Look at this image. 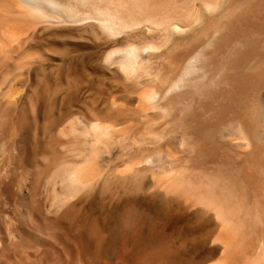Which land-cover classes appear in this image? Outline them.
<instances>
[{
  "label": "bare ground",
  "instance_id": "1",
  "mask_svg": "<svg viewBox=\"0 0 264 264\" xmlns=\"http://www.w3.org/2000/svg\"><path fill=\"white\" fill-rule=\"evenodd\" d=\"M103 70L131 102L59 111ZM134 194L211 221L203 264H264V0H0V264H197L177 211L84 210Z\"/></svg>",
  "mask_w": 264,
  "mask_h": 264
},
{
  "label": "rangeland",
  "instance_id": "2",
  "mask_svg": "<svg viewBox=\"0 0 264 264\" xmlns=\"http://www.w3.org/2000/svg\"><path fill=\"white\" fill-rule=\"evenodd\" d=\"M48 38L53 39L54 37L48 36ZM107 48L108 47L105 46L103 48V51H105L104 49ZM94 59H95V55L93 54V52L88 51L77 54H71L69 57V62L74 67L77 66L82 67L83 65H93ZM47 64H44L42 68H40L39 72L42 74H47L52 81L55 82L60 81L64 69H62L58 63L53 61L52 62L50 61ZM123 85L122 83L116 81V79H114L109 73H107L106 70H103L101 73H99L98 76L96 77L90 76V78L88 77L87 81L83 82V84H80L75 89H73L70 92L71 94L69 95L68 98L69 101L67 100L66 105H63L62 95L58 96L59 98L58 97L56 98V105L59 111L63 110L64 107L66 106L65 108L68 109V112L71 114L72 118L83 116L84 119L87 122H89L96 116L111 112V110L114 109V106L112 105L114 101L120 103L121 102L127 103L132 101L131 94L127 92L126 88ZM136 195L134 194L128 198H120L121 199V200L119 199L120 202L118 201V199L113 200L112 202V201H104L99 197L98 198L94 197L92 199L93 202L92 200H90V202L92 203L87 202L84 204V210L87 208L86 209V212L88 211L87 213L89 214L91 213L93 216L96 215L98 222L101 224L102 227H104V230L106 231H109V229H111L114 226L115 220L129 206H134L139 211L141 212L143 211V213H145L146 215L148 214V218L149 217L150 218L149 219L147 218V220L150 221L147 222L150 224L153 223V221L155 222L156 220H158V219L153 220V217L160 219L162 218L161 217L162 215L163 217H165L167 214L168 215L173 214L176 211L178 213H181V211L179 210L180 205L178 203L175 204L176 202L172 203L171 201L169 202L170 203L169 204L168 202L165 203L158 198L154 199L152 197H147V196L144 197V195L142 194H136ZM159 203H161V205L163 203L164 205L160 206ZM182 215L184 214L181 213L180 217H182ZM193 215H189V216L184 215V218L182 217L183 219L180 218V220L182 221V223H180L181 225L180 228L175 227L173 229L168 230L167 233L169 236L167 235L166 232L165 234L169 239H174L175 242L185 241L184 245L186 244V246L183 245L180 251L181 255L182 253H184L183 254L184 256L182 255L183 258L189 260L192 259L191 261L194 260L197 264L216 261L219 258V251L213 249L212 245L209 243V241L211 240L210 237L214 235L215 228H213L214 227L213 224H211V221L208 220L207 218L205 219V217H202L199 214H197L199 216H195V214ZM198 217L201 219H199ZM196 218L199 220H197ZM203 220L206 221L208 220V222ZM174 237H176L177 239ZM180 237L183 239H181Z\"/></svg>",
  "mask_w": 264,
  "mask_h": 264
}]
</instances>
